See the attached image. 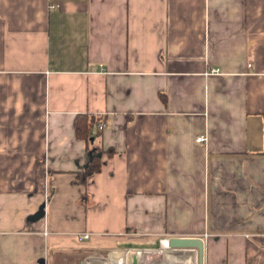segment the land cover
<instances>
[{
	"label": "crops",
	"instance_id": "1",
	"mask_svg": "<svg viewBox=\"0 0 264 264\" xmlns=\"http://www.w3.org/2000/svg\"><path fill=\"white\" fill-rule=\"evenodd\" d=\"M172 236L264 264V0H0V264Z\"/></svg>",
	"mask_w": 264,
	"mask_h": 264
},
{
	"label": "rangeland",
	"instance_id": "2",
	"mask_svg": "<svg viewBox=\"0 0 264 264\" xmlns=\"http://www.w3.org/2000/svg\"><path fill=\"white\" fill-rule=\"evenodd\" d=\"M166 239L161 242V238L152 239L151 241L142 240L140 238H130V239H119V240H102L98 243H92V241L87 243L88 249L81 250L76 254H71V257L65 261V264H82L83 260L90 259L93 260L100 258L101 260L108 261L111 264H120V262L114 258L112 251H120L127 250L128 251V264H135L134 263V256L141 252L142 249H150L149 253L150 256L143 257L145 260L140 259L138 260V264H162V262L168 263V260L160 257L157 255V259L154 258L157 250L161 248V243L166 246L165 243ZM155 249V250H151ZM176 252L180 256H184L183 258L172 262L171 264H197V258L195 256V252L191 253L189 250L186 249H177ZM145 253V252H144ZM158 260V262H157ZM90 262V261H88ZM86 264V263H85ZM95 264H101L99 261H95Z\"/></svg>",
	"mask_w": 264,
	"mask_h": 264
},
{
	"label": "trees",
	"instance_id": "3",
	"mask_svg": "<svg viewBox=\"0 0 264 264\" xmlns=\"http://www.w3.org/2000/svg\"><path fill=\"white\" fill-rule=\"evenodd\" d=\"M98 122H100L99 118L93 114H79L74 122L77 137L84 139L90 146L92 139L96 138L97 133L93 134L92 130ZM90 152L84 171L80 174L79 179L82 181L101 170L103 156L106 153L102 150H90ZM107 152L109 155L112 154V151Z\"/></svg>",
	"mask_w": 264,
	"mask_h": 264
},
{
	"label": "water",
	"instance_id": "4",
	"mask_svg": "<svg viewBox=\"0 0 264 264\" xmlns=\"http://www.w3.org/2000/svg\"><path fill=\"white\" fill-rule=\"evenodd\" d=\"M169 245L173 249H189L197 251V264H205V242L197 236H172ZM135 263V262H134Z\"/></svg>",
	"mask_w": 264,
	"mask_h": 264
},
{
	"label": "built area",
	"instance_id": "5",
	"mask_svg": "<svg viewBox=\"0 0 264 264\" xmlns=\"http://www.w3.org/2000/svg\"><path fill=\"white\" fill-rule=\"evenodd\" d=\"M212 72H213V73H217V72H219V69H212ZM104 127H105V123H104V122H100V123L97 125V128H96V129H98V130H102ZM96 132H97V130H94V131H93V134H95ZM205 139H206V137H205L204 135H200V136H198V138H197V140L200 141V142L204 141ZM77 236H78V239H79V240H83V239H88V238H90V237H91V234H90V233H87V232H83V233H79ZM165 239L169 240V237H164V238H162V239H161V242H162L163 240H165ZM192 250H193V249H192ZM193 251H195L196 258H197V251H196V250H193Z\"/></svg>",
	"mask_w": 264,
	"mask_h": 264
},
{
	"label": "bare ground",
	"instance_id": "6",
	"mask_svg": "<svg viewBox=\"0 0 264 264\" xmlns=\"http://www.w3.org/2000/svg\"><path fill=\"white\" fill-rule=\"evenodd\" d=\"M166 246L171 248L169 245V241L167 239H166ZM113 257L116 258L120 262V264H126L128 262V251L121 249L120 251H116ZM138 260L139 259L137 257V261ZM107 261H110V260H107Z\"/></svg>",
	"mask_w": 264,
	"mask_h": 264
}]
</instances>
